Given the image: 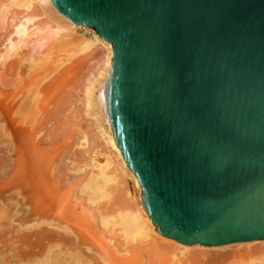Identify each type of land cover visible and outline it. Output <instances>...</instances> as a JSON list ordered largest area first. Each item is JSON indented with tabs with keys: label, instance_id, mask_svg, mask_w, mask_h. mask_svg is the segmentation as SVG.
<instances>
[{
	"label": "water",
	"instance_id": "water-1",
	"mask_svg": "<svg viewBox=\"0 0 264 264\" xmlns=\"http://www.w3.org/2000/svg\"><path fill=\"white\" fill-rule=\"evenodd\" d=\"M113 44L116 142L184 244L264 239V0H52Z\"/></svg>",
	"mask_w": 264,
	"mask_h": 264
},
{
	"label": "rangeland",
	"instance_id": "rangeland-1",
	"mask_svg": "<svg viewBox=\"0 0 264 264\" xmlns=\"http://www.w3.org/2000/svg\"><path fill=\"white\" fill-rule=\"evenodd\" d=\"M10 22L13 23L9 21L8 25V21L0 18V264H34L39 259H44L48 253L47 245H53L54 241H41L37 232L42 228H49L53 233L57 231L65 234L67 221H71V226L81 229L82 235L87 237L86 240L81 236L84 238V245L70 246L75 251L86 249L87 254L99 256V249L108 250L109 253L113 252L114 258L117 256L118 261H121V255L114 248L118 245L121 247L122 238H118V234L111 229L104 228L100 222V216L112 214L118 204L115 200H103L95 207L89 202L88 193L82 191L92 175L90 173L98 171V168L92 167L91 162L104 163L106 160L105 154L96 155L95 148L91 147V152L88 145H81L84 134H88L92 140L96 139V114L95 110L87 109L85 90L98 67L102 51L99 49L91 54L75 53L78 36H91L87 30L75 28L76 37L71 43L64 46L63 42L50 43L53 45L50 47L54 50V58H60L64 61L63 64L61 61L57 64L51 62L54 59L47 63L38 62L42 49L35 44L27 45L20 55L6 57L2 62L1 54L5 53L7 56V38L13 29ZM48 49L49 47L43 48L44 53ZM60 63L62 65L59 67ZM37 91L42 93L39 101L35 100L38 98H35ZM44 96L51 104L44 100ZM105 126L107 127V123ZM96 142L98 145L102 144L100 152L111 153V149H106L103 141ZM92 157L95 161H92ZM127 181L126 185L131 193L139 198L134 180L127 177ZM39 191L48 201L46 207L50 212L55 209L52 213L47 208L46 211L53 215L56 212L62 218L60 226L63 230L57 227L56 221L54 226L44 224L32 230L28 228L27 225L39 222L38 219H32L33 206L37 202L32 197L37 198ZM50 205H54V209ZM59 206L64 209L61 211ZM66 216L70 220H66ZM68 235L76 237L74 231ZM105 238L109 241L114 238L112 241L117 247L113 248ZM64 246L61 245L63 250L66 248ZM58 248L54 249L58 251ZM170 253L163 259H158L157 264H170ZM201 253L194 256L193 264H250L249 259L260 257L263 251L247 252L227 248ZM64 255L62 254L63 257ZM141 257L140 255L138 258L141 260ZM138 258L133 260L134 264L142 263Z\"/></svg>",
	"mask_w": 264,
	"mask_h": 264
},
{
	"label": "bare ground",
	"instance_id": "bare-ground-1",
	"mask_svg": "<svg viewBox=\"0 0 264 264\" xmlns=\"http://www.w3.org/2000/svg\"><path fill=\"white\" fill-rule=\"evenodd\" d=\"M52 15L56 17H53ZM0 18L3 21H8V25L9 21H13V23L10 22L12 23L13 29L8 34L9 36L7 38V56H5V53L1 54L2 62H4V58L6 57L8 58L13 55H20L22 50L27 45L35 44L37 48L40 50L42 49V53L37 58L38 62L47 63L50 62L51 59H54L51 60V62H55V64H57L59 61H61L63 64V60L60 58L58 59L57 57L54 58V50L51 48L53 45L51 46L50 43L52 42L53 44L63 42V46L64 44L71 43L73 38L76 37L74 36V34L76 35V33H74L75 28H81L91 33L89 38L78 36V40L76 39L77 45L75 48V53L91 54L92 52H95L99 49L102 51V54L99 58L98 67L93 72L90 84L85 90L87 109L95 110L94 114H96L94 121L97 127L96 133H94L96 135H94L96 139H94L92 136L94 139L92 140L88 134H84L81 139V145H88L89 149H87L90 151L91 147L93 149H97V151L94 149V154H105L106 160L104 163L91 162L92 167L98 168V171L97 173H90V175H92L84 184L82 191L84 193H88L89 202L94 204L95 207L96 205L102 203L103 200H107L108 202L115 200L118 204L117 208L112 211V214L100 216V222L104 228H108L109 230L111 229L114 231V233L118 234V238H122L123 244L121 247L119 245L117 247V245L113 243L112 240L114 238H111L110 241L105 238L107 241H109L113 248L117 247L114 248V251L120 254L122 259L120 258L121 261H118L117 256L114 258V256H112L113 252H110V254L108 250L102 251L99 249V256L87 254L85 248V250L82 249L75 251V249L72 247L74 245L76 247L84 245L82 243L83 239H86L87 237L82 235L83 233L81 229H76L75 227L71 226L73 225L70 223L71 221H67V226L64 228L67 234L57 231L53 233V231H51L49 228H42L40 232H37L38 235H40L39 239L41 241L48 240L49 242L54 241V243L53 245H47L48 253L46 251L47 255L45 258L43 257L44 259L42 260L39 259V261L34 264H134L135 261L133 262V260H136V257L138 258L140 255L143 257V259L141 257V260L138 258L142 262L141 264H157L158 259H163V257L167 256L166 254H169L170 252L172 253H170V255H172V261L170 264H193V260L195 258L194 256H196L199 252L207 254L209 252H213V250H216L217 252L219 250H226L227 248H235L247 252L252 250L263 251L260 257H253L252 259H249L251 260L249 263L264 264V239L241 241L215 246H207L201 243L184 244L174 238L163 235L159 231L158 226L149 220L150 216L142 201V187L137 176L130 169L120 147L116 142L110 120L106 93V84L112 65L113 56V44L110 41H107L101 37L94 28L73 22L70 18L58 10L52 0H0ZM48 47V51L44 53L43 48L47 49ZM61 63L58 64L59 67L62 65ZM40 92L37 91L36 93L35 98L38 97L35 99L36 101L40 100L39 96L42 94ZM46 96H44V100L50 103ZM41 111H44V109ZM105 123H107V127L105 126ZM96 140H98V142L103 141L106 149H111V153H103L102 151L100 152L99 147H101L102 144H96ZM85 152H87V150ZM94 157H92V161H95ZM87 166H89V164ZM127 177H131L136 183L135 185L138 189V194H140L139 198H136L135 195L131 193L128 185H126L128 182ZM47 189L48 188H46V190ZM41 193L39 191L37 198L36 196L35 198L31 196L35 201H37L33 206L34 210L32 211V219H38L39 222L30 226L27 225L28 228L32 230L44 224H47L48 226H54V222L56 221L57 227L63 230V227L60 226L62 223V218L57 216L55 214L56 212L53 215L46 211L49 209L46 207V202L48 201L44 199ZM50 198H52V194ZM60 203L62 202L60 201ZM50 207L54 209V205H50ZM59 209L62 211L64 208L59 206ZM60 210H58V212L62 213ZM51 218L52 221L49 222ZM67 218L66 220H70ZM73 231L75 232L76 237H71L68 235L71 232L73 233ZM110 234H113V232ZM62 244L65 245V250L62 249ZM54 248H58L59 250L56 251ZM62 254L67 256L65 257L64 255L63 257Z\"/></svg>",
	"mask_w": 264,
	"mask_h": 264
}]
</instances>
